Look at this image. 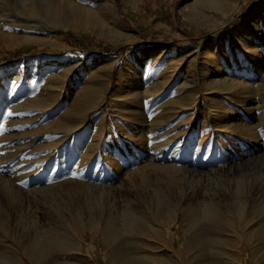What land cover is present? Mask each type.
<instances>
[{"label":"rangeland","instance_id":"1","mask_svg":"<svg viewBox=\"0 0 264 264\" xmlns=\"http://www.w3.org/2000/svg\"><path fill=\"white\" fill-rule=\"evenodd\" d=\"M67 1L44 6L60 15L49 21L30 14L31 0H0V11L34 20L9 15L0 22V171L6 181L20 176L14 186L28 181L35 189L0 196V209L9 202L0 214V263L109 264L117 248L119 264H134L133 257L143 264H263L264 106L257 114L244 109L264 92L250 78L260 63L264 73V0H219L214 9L198 0ZM212 44L235 51L224 57ZM196 50L198 67L181 64ZM86 88L93 110L71 118L80 128L68 135L46 129ZM192 88L198 92L175 114L170 100ZM39 109L43 116L29 120ZM127 119L137 123L128 127ZM240 125L253 128V138ZM137 130L148 131L141 151L129 139ZM96 134L104 138L92 140ZM107 147L123 153L107 157ZM111 227L120 233L105 240L102 230ZM38 238L48 248L37 262L28 253Z\"/></svg>","mask_w":264,"mask_h":264},{"label":"bare ground","instance_id":"2","mask_svg":"<svg viewBox=\"0 0 264 264\" xmlns=\"http://www.w3.org/2000/svg\"><path fill=\"white\" fill-rule=\"evenodd\" d=\"M71 0H68L67 2H69V3H71V4H73L74 5V3L71 1ZM219 0H198V3L200 4V5H202V7L204 8H208V9H214V7H216V5H217V2H218ZM50 3V0H31V2L28 4V3H23L22 4V6L24 5V4H28L29 5V9H30V14H32V16L33 15H37V14H40V12H43L44 13V15H45V18H47V19H49V21H53V20H56L57 18H59V13L57 12V11H48V9L47 10H44V6L46 5V4H49ZM18 4V3H17ZM54 4H56V3H54ZM58 4V3H57ZM50 6H51V4H50ZM21 7V6H20ZM59 10V9H58ZM207 10V9H206ZM2 12V13H1ZM202 12V11H201ZM206 12V11H205ZM206 13H208V12H206ZM205 13V14H206ZM6 14H8V17H6L5 18V15ZM9 15L10 16H13V17H16V18H18V19H21V20H23V21H30V22H33L34 20L33 19H31V18H29V17H23V16H21V15H18L17 13H15L14 11L12 12V10H5V11H0V22L1 21H3V20H5V21H11L12 20V18L11 19H9L10 17H9ZM204 16V15H203ZM48 21V22H49ZM32 28H33V26H31ZM255 27H257V26H255ZM260 36V35H259ZM252 39V38H251ZM208 45V44H207ZM211 48H212V51L213 52H215V53H221L224 57L226 56V55H230V54H232L234 51H235V49H234V47L233 46H222L221 44H212V46H211ZM255 48V47H254ZM250 50V49H249ZM254 52H255V50H253L251 53H252V55L254 54ZM248 53H249V51H248ZM257 53V52H256ZM263 53V52H262ZM203 55V54H202ZM194 56V57H193ZM200 56V55H199ZM165 57V56H164ZM205 58V57H204ZM203 58V59H204ZM226 59V58H225ZM201 61H202V57H198V54H197V50L196 51H193V52H190V53H188V54H186V55H184V57L183 58H181V60H180V62H181V64L183 63V64H186L187 65V67H195L196 68V66L197 65H200L201 64ZM210 62V61H209ZM263 62V61H262ZM262 64L260 63V64H258V65H256L255 67H254V74H252L251 75V79H252V81L253 80H255V79H257L258 78V81H260L261 83H264V73L262 74L261 72H262V66H261ZM174 67V66H173ZM172 67V68H173ZM198 67V66H197ZM171 68V67H170ZM169 68V69H170ZM185 68V67H184ZM173 70V69H172ZM252 73V72H251ZM257 75V76H256ZM184 76V75H183ZM191 77V76H190ZM184 79V78H183ZM192 79V78H191ZM192 82V81H191ZM116 85H118V84H116ZM137 86V83L134 85V87H136ZM253 86V85H252ZM240 87H242V86H240ZM247 87H248V85H247ZM247 87L245 86V88L243 89V87H242V90H241V95L244 97L246 94H247ZM264 87V86H263ZM91 91H92V89L91 88H86L85 90H84V92H83V96L79 99V100H77L78 102H76L75 104H73V106H71V107H69L66 111H65V114H64V116H62L61 118H59L58 120H56V121H53V122H51L50 124L48 123V125L45 127L46 129L47 128H54L55 130H59V131H62L63 133H65V134H73L74 132H76L77 131V129H79L80 128V126H77V125H75L72 121H71V118H72V116H74V115H85L86 113H88V111L91 109V110H93V107L90 105L91 104V101H89L88 100V98H86L85 97V95L87 94V95H89L90 93H91ZM263 91H264V89H263ZM262 91V92H263ZM44 92V91H43ZM94 92H96V89H94L93 88V93ZM198 91L197 90H195L194 88H192V89H190V90H186L184 93H183V95H181L177 100H170V103L168 104L170 107H172V108H178V110L175 112V114H178L181 110H183V107L181 106V105H183V104H185V103H187L188 102V99L190 98V96L192 95V94H195V93H197ZM139 98V97H138ZM138 98H136V99H134L133 100V104H134V106L135 105H139V101H138ZM53 100V99H52ZM59 101V100H58ZM249 102H250V106L251 107H248V108H246V109H244V111H249V112H255L256 110H258V109H260V108H262L263 106H264V92L263 93H261L258 97H257V102L256 101H254V98H252V97H250V99L248 100ZM53 102V101H52ZM38 103L39 102H34V103H32L30 106L32 107V108H34V109H30V112H31V110L33 111V110H35V108L38 106ZM42 103V102H41ZM50 103H51V101H50ZM60 103V102H59ZM58 103V105H60ZM40 104V103H39ZM52 104V103H51ZM43 104H41V105H39V108H40V106H42ZM22 106V105H21ZM20 106V107H21ZM27 106V105H26ZM44 106H46L45 104L41 107L42 109H43V107ZM48 106H49V104H48ZM47 106V107H48ZM51 106H54V105H51ZM12 107V106H11ZM15 107V106H14ZM13 107V108H14ZM59 107H61V106H59ZM26 108V107H25ZM12 109V108H11ZM22 109V108H21ZM29 109V108H28ZM37 109V108H36ZM51 109V108H50ZM49 109V110H50ZM52 109H54V111H55V107L54 108H52ZM63 109V108H62ZM27 110V109H26ZM26 110H24V108H23V112L20 110V114H21V112L22 113H24V112H26ZM41 109H39V112H37V110H36V112L37 113H33V114H27V115H29L31 118H29V120L30 119H32V118H38V116H40V111ZM56 110H57V108H56ZM60 110H61V108H60ZM59 110V111H60ZM64 110V109H63ZM12 111H14V109L12 110ZM43 111V110H42ZM59 111H57V113L59 112ZM62 111V110H61ZM61 111H60V113H61ZM260 111H262V110H260ZM34 112V111H33ZM53 112V111H52ZM11 113V112H10ZM18 113V112H17ZM16 113V114H17ZM54 113V112H53ZM55 113H56V111H55ZM1 114V113H0ZM3 114V113H2ZM19 114V115H20ZM43 114H44V112L41 114V116H43ZM255 114H257L256 112H255ZM14 115H15V113H14ZM18 115V114H17ZM21 116V115H20ZM23 116H26V114L24 113L23 114ZM28 116V117H29ZM40 116V117H41ZM86 117V116H85ZM84 117V118H85ZM26 118V117H25ZM81 118H82V116H81ZM90 118V117H89ZM42 118H40V120H41ZM86 119V118H85ZM84 119V120H85ZM136 119V118H135ZM262 116H260L259 118H257V120L259 121V122H262ZM22 120H25V119H22ZM21 120V121H22ZM27 122H28V120H26ZM25 121V122H26ZM127 121L128 122H130L129 123V125H127L128 127H130L131 125H132V122L135 124V123H137L136 121H133V120H129V119H127ZM132 121V122H131ZM16 122V121H15ZM15 122H13V124L15 123ZM30 122V121H29ZM28 122V123H29ZM139 123V122H138ZM33 124V123H32ZM102 124V123H101ZM100 124V125H101ZM12 125V124H11ZM34 125H36V124H34ZM9 126H10V124H9ZM28 127H31V126H29V125H27ZM27 126H25V127H27ZM139 126H140V124H139ZM25 127L23 128V129H25ZM253 127V126H252ZM36 128V127H35ZM44 128V129H45ZM100 128V127H99ZM8 129V128H7ZM34 129V128H33ZM32 129V130H33ZM43 129V128H42ZM239 131H240V134H242V135H244L245 137H247V138H253V137H249V136H252L253 135V133H252V129H251V127H245V125H240L239 126ZM93 130V129H92ZM138 131V130H137ZM148 132V131H147ZM146 132V133H147ZM61 133V132H60ZM137 133V132H136ZM143 132L142 131H138V134H134V133H132V138H129V139H131V141L132 142H138V143H135V145H136V150H138V151H141L143 148V144H145L148 140L147 139H145V138H148L147 136H146V133L143 135L142 134ZM120 134V133H119ZM61 135H62V133H61ZM75 135V134H74ZM63 136V135H62ZM254 136V135H253ZM67 137V136H66ZM103 137V135H101V134H96V135H94L93 137H91V139L93 140V139H95V140H97L98 138H99V140L101 139ZM104 138V137H103ZM70 139V138H69ZM68 140V139H67ZM94 140V141H95ZM137 140V141H136ZM93 141V142H94ZM57 142V141H56ZM55 142V143H56ZM61 143V142H60ZM133 143V144H134ZM59 144V143H58ZM190 144V143H189ZM41 145V144H40ZM102 145V144H101ZM52 146V145H51ZM91 147H89V149H91L92 151L93 150H95L96 148H97V146H98V144H94V145H90ZM108 146V145H107ZM45 147V146H44ZM49 149V148H48ZM50 149H52V148H50ZM49 149V150H50ZM128 149V148H127ZM49 150H47V152L49 151ZM57 148L56 149H54L52 152L54 153V154H56L57 153ZM113 150V153H114V155L115 156H117V155H121L123 152H121L120 151V153L116 150V149H113V148H111L110 149V147L108 148L107 147V152H106V156L108 157V156H110V152ZM131 151V150H130ZM137 151V152H138ZM47 152H45V153H47ZM51 152V153H52ZM42 153V152H41ZM51 153H50V155H51ZM139 153V152H138ZM112 154V153H111ZM130 154V153H129ZM132 154V153H131ZM153 154H154V152H153ZM41 155H43V153L41 154ZM42 157V156H41ZM44 157V156H43ZM55 157V156H54ZM111 157V156H110ZM135 157H137L136 156V154H132V158L133 159H136ZM118 158V157H117ZM123 158V157H122ZM129 160H131V159H129ZM26 162V161H25ZM28 162V161H27ZM26 162V163H27ZM111 162V161H110ZM24 163V162H23ZM23 163H22V165H23ZM28 164V163H27ZM29 165V164H28ZM21 166V165H20ZM30 166V165H29ZM28 166V167H29ZM54 166V165H53ZM15 167H17V166H9L8 168H15ZM19 167V166H18ZM31 167V166H30ZM2 168V166H0V169ZM25 168V167H24ZM32 168V167H31ZM53 168V167H52ZM20 170H21V167H20ZM25 171H27L26 169H24ZM54 170V169H53ZM7 171H9V169L7 170ZM5 172V171H4ZM4 172H2V171H0V196L2 197L3 195H4V193L5 194H11L12 195V192H14V193H16V195H17V197H20V196H26V195H28V194H31L35 189L34 188H30V185L32 184V182H28V181H25V183L23 182V183H20V184H18V186H14V184H15V181H20L19 179H20V176H18V175H16L15 177H13V179H11L10 181H6V180H4V179H2V177H3V175H4ZM22 172V171H21ZM53 172V171H52ZM25 175V174H24ZM22 176V175H21ZM11 178H12V176H10ZM24 179H25V177H24ZM26 179H27V177H26ZM41 179V178H40ZM39 179V180H40ZM22 180V179H21ZM23 181V180H22ZM30 181V180H29ZM14 182V183H13ZM33 187V186H32ZM34 189V190H33ZM37 191V190H36ZM58 192L59 193H62L63 191L60 189V187H58ZM1 197H0V199H1ZM5 202H7V199H5ZM0 203L2 204V201H0ZM10 204H11V207H12V202L10 201ZM5 209H0V214L1 213H3L4 214V212L7 210V209H9V202H7L6 204H3L2 205ZM15 209H13V211H14ZM9 212V211H8ZM2 214V215H3ZM5 215V214H4ZM206 215L210 218V217H214L215 216V212L212 210V209H208L207 210V212H206ZM14 217V216H13ZM15 217H16V215H15ZM206 217V216H205ZM131 218V217H130ZM7 219H9V218H7ZM217 219V218H216ZM10 220V219H9ZM13 219H11V221H12ZM15 222V221H14ZM192 222V221H191ZM258 223H259V225L261 226V228H262V235L260 236V238H259V241L260 242H262V243H259V246L264 250V213L263 214H260L259 215V218H258V221H257ZM49 223V222H48ZM120 223V222H119ZM256 223V222H255ZM52 224V223H51ZM122 224V223H121ZM121 224H119V225H121ZM126 227H124V228H126V230L128 229V230H130L129 232H131V228H132V231H133V228H134V226L132 227V221H131V219H127V221H126ZM254 224V223H253ZM122 226V225H121ZM125 226V225H124ZM251 226V225H250ZM16 227V226H15ZM120 227V226H119ZM123 227V226H122ZM254 227V226H253ZM123 228V229H124ZM50 229V228H49ZM117 229H118V227H117ZM120 229H121V227H120ZM248 229V228H247ZM251 229V228H250ZM119 230V229H118ZM36 231V230H35ZM37 231H39V229L37 230ZM55 231V230H54ZM54 231H51V232H54ZM103 231V237L105 238V240H110V239H112V240H114L116 237H117V234H119L121 231H122V229L121 230H119V231H116V230H113L112 229V227H111V230L109 229V228H107V229H104V230H102ZM226 231V230H225ZM48 232V231H47ZM119 232V233H118ZM127 232V231H126ZM35 233V235H37L38 236V233H41V232H38V233H36V232H34ZM58 233H60V232H58ZM124 233H125V231H124ZM132 233V232H131ZM222 233V232H221ZM5 234V233H4ZM55 234H57V232L55 233ZM128 234V233H127ZM34 235V234H33ZM41 235L42 234H40V238H43V237H41ZM48 235V234H47ZM123 235H125V234H123ZM133 235V234H132ZM57 236V235H56ZM55 236V237H56ZM131 236V235H130ZM194 236V235H193ZM217 236V235H216ZM39 237V236H38ZM45 237V236H44ZM54 237V238H55ZM59 237V236H58ZM197 237V236H196ZM215 237V236H214ZM54 238H53V240H54ZM61 238V237H60ZM62 238H63V236H62ZM120 238V237H119ZM211 237H209V239H210ZM216 238H219V237H216ZM248 242H250L251 244H253V241L250 239V235H248ZM45 239H47V237L45 238ZM64 239V238H63ZM118 239V238H117ZM198 239H199V237H198ZM212 239V238H211ZM215 239V238H214ZM42 240V239H41ZM41 240H39V238L37 239V240H34V241H36V244H37V246H38V248L35 250V251H33V252H30V253H28V256L29 257H31V258H34V260H37V262L38 261H40V260H43L44 258H45V256H46V251H47V249L46 248H48V247H46V246H48V245H46L47 243H42V241ZM57 240V239H56ZM123 240V239H122ZM206 240H208V239H206ZM205 240V241H206ZM217 240V239H216ZM241 240V239H240ZM43 241H44V238H43ZM47 241V240H46ZM55 241V240H54ZM59 241V240H58ZM117 241V240H116ZM212 240H210V242H211ZM60 243L62 242V241H59ZM122 242V241H121ZM53 243V242H52ZM55 244L56 243H58L57 241L56 242H54ZM59 243V244H60ZM119 243V242H118ZM193 244H194V242H192ZM208 243V242H207ZM213 243V242H212ZM214 243H215V241H214ZM62 244H64V243H62ZM112 244H114V243H112ZM200 244V243H199ZM198 244V245H199ZM220 244V243H219ZM54 245V244H53ZM207 245V244H206ZM212 245V244H211ZM215 245H216V243H215ZM221 245H223L222 243H221ZM63 246V245H62ZM200 246V245H199ZM208 246V245H207ZM243 246V245H242ZM59 247V246H58ZM117 247V246H116ZM148 247V246H147ZM209 248V250H210V247H208ZM211 248H213V247H211ZM215 248V247H214ZM213 248V249H214ZM216 248H217V246H216ZM117 248H114L113 249V251H112V254H111V259H110V261L108 262L109 264H119V258H118V252H117V250H116ZM207 249V248H206ZM194 250H195V248H194ZM200 250H202V248H199L198 249V254H196L197 255V258H199V256H200ZM212 250V249H211ZM249 250H250V248H249ZM192 251V250H191ZM217 250H215V252H216ZM196 252V251H195ZM208 252V251H207ZM197 253V252H196ZM50 254V253H49ZM264 254V253H263ZM126 255V254H125ZM132 255V254H131ZM218 255V254H217ZM225 255V254H224ZM51 256V255H50ZM122 256V255H121ZM138 256H140V255H138ZM58 257V256H57ZM222 257V256H221ZM122 258V257H121ZM211 258H213V257H211ZM57 259V258H56ZM141 259H142V257L140 258V257H133L132 258V262H134V264H143V262H141ZM146 259H147V257H146ZM215 259H217V258H215ZM1 260V259H0ZM206 260V259H205ZM204 260V261H205ZM3 261V260H2ZM218 261H219V259H218ZM217 261V263H219ZM1 262V261H0ZM145 262V261H144ZM200 262V261H199ZM62 263V262H61ZM213 263H215V262H213ZM212 263V264H213ZM252 263V262H251ZM261 263V262H260ZM0 264H4V263H0ZM39 264V263H38ZM47 264V263H46ZM57 264V263H56ZM126 264H128L127 262H126ZM197 264H199V263H197ZM210 264V263H209ZM263 264H264V262H263Z\"/></svg>","mask_w":264,"mask_h":264}]
</instances>
